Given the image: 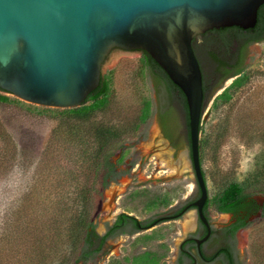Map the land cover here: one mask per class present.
<instances>
[{"label":"rangeland","instance_id":"rangeland-1","mask_svg":"<svg viewBox=\"0 0 264 264\" xmlns=\"http://www.w3.org/2000/svg\"><path fill=\"white\" fill-rule=\"evenodd\" d=\"M141 57L123 51L110 54L105 71L110 110L98 114L97 119L108 120L111 116L112 124L135 125L146 102H150V110H156L157 92ZM244 66L245 84L231 90L229 98L220 99L218 96L234 78L227 79L206 102L200 120L199 157L210 201L230 183H246L253 176L264 174V45L254 48ZM0 97L9 100L3 102L0 99V145L8 149L15 146L17 150L27 146L33 158V164L25 169L16 167L0 172L1 214L3 209L13 206L12 201L36 179L40 183V192H48L51 188L49 180L54 176L49 174L46 163L60 162L68 166L72 141L54 131L58 122L54 111H44L40 106L3 92ZM172 106L177 110L175 102ZM181 125L185 134L183 114ZM120 154L124 158L121 169L126 174L103 191L95 220L97 233L102 235L105 223L111 224L120 213L143 221L170 215L184 203L197 198L189 148L183 144L173 149L169 145L161 134L155 112L113 158ZM16 163L17 160L14 165ZM68 188H61V191L69 192ZM252 199L264 209V195L254 193ZM191 211L180 219L108 241L105 253L87 264H146L142 262L146 255L153 258L154 264H177L181 242L190 233L195 235L197 219L194 210V216H189ZM208 214L215 229H221L235 219L234 216L219 215L212 207ZM239 215H247L250 223L236 234L239 263L264 264V217L251 205ZM187 220L193 221L188 227Z\"/></svg>","mask_w":264,"mask_h":264},{"label":"trees","instance_id":"trees-1","mask_svg":"<svg viewBox=\"0 0 264 264\" xmlns=\"http://www.w3.org/2000/svg\"><path fill=\"white\" fill-rule=\"evenodd\" d=\"M260 40H264V4L258 9L257 23L253 29H213L193 39L192 46L202 72L203 110L214 90L225 80L234 78L220 93V99L229 98L231 90L239 89L245 84L247 78L242 72L245 67L243 61L246 48L252 42ZM139 52L142 54L147 74L155 85L158 107L155 111L150 110V102H146L135 125L112 124L111 116L108 120L104 117L97 119L98 114L103 115L110 110L109 84L103 76L99 85L81 106L61 110L41 107L44 111L57 113L58 122L54 131L72 141V156L67 160L68 166L60 162L46 163V166H49V174L54 176L49 180L51 188L48 192H40V183L36 179L26 187V191L12 201L13 206L3 209L0 214V264L91 263L105 253L108 240L123 232L136 234L158 221V217L139 221L132 215L120 213L111 224L105 223L106 233L100 235L96 232L95 220L103 191L126 174L121 169L124 165L123 156L120 154L116 159L113 157L117 151L121 153L127 139L139 127L145 125L154 112L163 134L170 140L171 145L175 149L183 144L189 147L188 114L182 92L147 54ZM0 99L9 102L6 97ZM173 102L176 103L177 110L173 108ZM182 114L185 117V134L182 132ZM173 129L181 132V135L172 138L170 133ZM2 146L1 144L0 172L4 173L16 167L25 169L33 164L31 151L27 146L18 150L15 146L9 149ZM202 175L204 177L203 171ZM58 176L62 178L59 179ZM250 179L246 183H230L211 201L207 199L203 207L206 218H209L210 207L216 213H229L235 217L234 223L221 230L227 241L232 242L234 246L238 230L250 224L247 222V215H239L241 211L246 210L247 205H251L254 211L260 210L261 217H264V209L258 207L252 199L254 193L264 195V174L259 173ZM64 187H69L70 191H61ZM176 218L180 219L178 216L163 220ZM185 242L186 240L183 244ZM223 252H216L211 260L223 256L224 262L235 263L229 251ZM142 260L146 264L155 263L148 255ZM184 262L181 257L177 260V264ZM237 263L240 264L239 261Z\"/></svg>","mask_w":264,"mask_h":264},{"label":"water","instance_id":"water-1","mask_svg":"<svg viewBox=\"0 0 264 264\" xmlns=\"http://www.w3.org/2000/svg\"><path fill=\"white\" fill-rule=\"evenodd\" d=\"M263 4L264 0H0V90L40 107L77 108L105 77L110 54H147L185 98L189 159L199 198L176 217L194 208L207 229L204 238L194 239L200 244L210 229L203 213L207 189L199 158L202 72L192 41L213 29H253ZM261 45L264 42L248 48L247 60Z\"/></svg>","mask_w":264,"mask_h":264},{"label":"flooded vegetation","instance_id":"flooded-vegetation-1","mask_svg":"<svg viewBox=\"0 0 264 264\" xmlns=\"http://www.w3.org/2000/svg\"><path fill=\"white\" fill-rule=\"evenodd\" d=\"M264 42V40H260L258 42H252L251 44H249L246 48V54H245V59L243 61V65H245L246 63V60H247V56H248V48L253 45V44H256V43H262ZM159 129L161 131V134L163 135V137L165 138V140L168 141L169 145L175 149L172 145H171V142L169 139H167L165 137V135L163 134L162 132V129L159 125ZM181 135V132H179L178 130H171V133L170 135L172 136V138H176V136ZM188 147V146H187ZM189 148V147H188ZM198 198H196L195 200L193 201H189V202H186L184 203L176 212L170 214V215H165V216H160L158 218H161L163 217L164 219L165 218H175L177 216V214H179L187 205H189L190 203L196 201ZM194 210V208H188L183 214H181L179 217H182V215H184L186 212H188V210ZM230 215L232 216L231 214L229 213H219V215ZM196 216V215H195ZM206 217V216H205ZM157 218V219H158ZM116 219V218H115ZM114 219V220H115ZM177 219V218H176ZM197 219V217H196ZM207 219V222H208V226H209V229H210V234L207 238L206 241L200 243V244H197L194 239H197V240H201L202 238L205 237V235L207 234V229L206 227L197 219V226H196V229H195V235H193L192 233H190L180 244L179 246V255L177 257V260L178 258H182L184 262V264H228L226 262L223 261V256H219L217 258H215L214 260H211L212 256L220 251V250H223L224 252L225 251H229L233 257H234V261L235 263L233 264H238L237 261L238 258H237V250H236V246H234L232 244V242H228L223 231H221L222 229L228 227L229 225H231L232 223L235 222V219L228 222L224 227H222L221 229H215L211 223H210V220L209 218H206ZM172 220V219H171ZM170 220H160L154 224H152L151 226L152 227H149L147 226L146 228H144V230L142 231H145V230H148V229H151V228H154L155 226L161 224V223H164V222H168ZM148 228V229H147ZM125 230V227L123 228V231ZM220 230V231H218ZM241 229L238 230V232L240 231ZM127 231V230H126ZM104 233H106V227H105V230H104ZM103 233V234H104ZM237 234V233H236ZM101 235V234H100ZM119 236H130L127 232H123L122 234H120ZM118 237V236H117ZM186 240L185 244L184 241ZM110 241V240H108ZM107 241V242H108ZM223 252V253H224ZM236 256V257H235ZM233 261V262H234Z\"/></svg>","mask_w":264,"mask_h":264},{"label":"bare ground","instance_id":"bare-ground-1","mask_svg":"<svg viewBox=\"0 0 264 264\" xmlns=\"http://www.w3.org/2000/svg\"><path fill=\"white\" fill-rule=\"evenodd\" d=\"M189 216H190V217L194 216V211H193V210L190 212ZM190 222H193V221H191V220H187V221H186V226H187V227L191 224Z\"/></svg>","mask_w":264,"mask_h":264}]
</instances>
